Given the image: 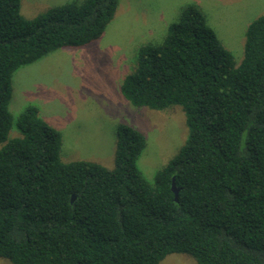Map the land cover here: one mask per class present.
I'll return each mask as SVG.
<instances>
[{"label":"trees","instance_id":"16d2710c","mask_svg":"<svg viewBox=\"0 0 264 264\" xmlns=\"http://www.w3.org/2000/svg\"><path fill=\"white\" fill-rule=\"evenodd\" d=\"M116 8L69 1L25 17L20 0H0V257L158 264L181 252L197 264H264V13L246 25L240 60L195 2L139 46L121 94L134 106L179 105L188 130L152 181L138 168L145 136L135 127L116 126L107 168L62 161L61 133L36 105L10 112L18 67L97 40Z\"/></svg>","mask_w":264,"mask_h":264},{"label":"rangeland","instance_id":"374dc122","mask_svg":"<svg viewBox=\"0 0 264 264\" xmlns=\"http://www.w3.org/2000/svg\"><path fill=\"white\" fill-rule=\"evenodd\" d=\"M82 0H20V13L32 17L64 2ZM195 2L223 44L240 60L248 22L264 13V0H117L113 18L101 36L77 47H60L18 67L12 74L9 110L24 106L61 133L62 161L91 160L113 166L115 131L119 123L140 130L145 146L138 156L141 173L152 181L179 149L188 130L179 105L164 109L134 106L120 92L125 75L136 64L137 49L159 42L181 7ZM12 127L9 136H18ZM0 264H12L0 257ZM158 264H197L188 253L166 255Z\"/></svg>","mask_w":264,"mask_h":264},{"label":"water","instance_id":"95a60500","mask_svg":"<svg viewBox=\"0 0 264 264\" xmlns=\"http://www.w3.org/2000/svg\"><path fill=\"white\" fill-rule=\"evenodd\" d=\"M171 190H172V192L174 194V199L176 200L177 199L178 189L175 187V184H174L173 180L171 182ZM74 197H75L74 194H72L70 200L72 201L74 199Z\"/></svg>","mask_w":264,"mask_h":264}]
</instances>
